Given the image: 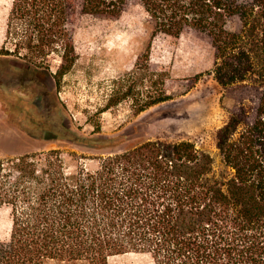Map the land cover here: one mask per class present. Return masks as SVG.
I'll return each mask as SVG.
<instances>
[{"label": "trees", "instance_id": "obj_1", "mask_svg": "<svg viewBox=\"0 0 264 264\" xmlns=\"http://www.w3.org/2000/svg\"><path fill=\"white\" fill-rule=\"evenodd\" d=\"M131 3L149 17L151 40L187 30L208 36L220 85L262 88L253 119L232 115L218 130L219 174L190 141L119 152L99 130L75 139L107 151L90 158L94 168L71 169L60 149L0 158V207L10 219L0 264H108L126 253L152 264H264V0H12L0 56L30 69L48 68L55 54L59 84L77 60L78 15L116 17ZM150 43L134 70L113 81L101 112L131 100L140 113L172 98L169 74L151 67Z\"/></svg>", "mask_w": 264, "mask_h": 264}, {"label": "rangeland", "instance_id": "obj_2", "mask_svg": "<svg viewBox=\"0 0 264 264\" xmlns=\"http://www.w3.org/2000/svg\"><path fill=\"white\" fill-rule=\"evenodd\" d=\"M11 1L0 0V47ZM229 27L237 30L238 21ZM72 34L77 60L59 84L53 78L60 63L55 54L48 68L30 69L15 57L0 56V158L60 149L71 169L79 164L94 168L97 161L90 158L107 151L75 139L99 130L98 136L115 138L110 150L119 152L149 140L190 141L213 157L217 174L223 170L217 132L232 115L250 122L262 88L251 81L220 85L211 74L215 50L208 36L187 30L151 40L149 17L138 3L116 17L78 15ZM149 43L151 67L169 74L166 90L172 98L140 113L131 100L101 112L113 81L134 70ZM9 232V211L0 207V242ZM110 263L152 261L146 254L126 253L110 257Z\"/></svg>", "mask_w": 264, "mask_h": 264}, {"label": "bare ground", "instance_id": "obj_3", "mask_svg": "<svg viewBox=\"0 0 264 264\" xmlns=\"http://www.w3.org/2000/svg\"><path fill=\"white\" fill-rule=\"evenodd\" d=\"M112 258V257H111ZM111 264V263H110Z\"/></svg>", "mask_w": 264, "mask_h": 264}]
</instances>
